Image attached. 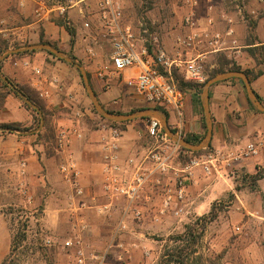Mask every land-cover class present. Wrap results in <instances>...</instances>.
<instances>
[{
  "label": "rangeland",
  "instance_id": "374dc122",
  "mask_svg": "<svg viewBox=\"0 0 264 264\" xmlns=\"http://www.w3.org/2000/svg\"><path fill=\"white\" fill-rule=\"evenodd\" d=\"M117 1L121 5L124 22L130 24L136 32L141 33V30L146 28L149 33L157 35L165 52L166 48L170 49L169 43L173 44L176 37L182 36V19L189 11V0ZM207 3L212 4L213 15L219 14L215 20V29L225 28L227 22L221 12H228L238 33V44L247 43L255 35L256 27L251 29V23H256V26L257 23H264V0H199L197 16L199 12L201 22L204 21L203 16L206 18ZM31 6L33 7V4ZM60 6L64 7V14L59 13ZM80 6L87 7V18L78 13ZM40 7H43L41 14L50 9V21L62 18L72 28L74 22L82 25L85 20L89 21L92 27L97 24L96 0H43V3H37L34 9ZM2 9L0 6V17ZM68 13L73 16L69 17ZM219 20L222 22L220 27L216 25ZM6 39L0 36V42ZM15 42L18 43L14 40L10 45ZM23 46L26 45L17 48ZM25 57L18 60L10 56L6 61L10 62L12 70H6L5 62L0 70L10 78L12 84L22 86L35 97L46 114L43 116L42 127L35 133H29L39 126L40 118L36 119L35 114L23 106V100L13 93H8L0 103V123L16 122L27 128L10 133L0 130V261L8 253L11 236L16 231H24L26 239L12 255L13 264H74V250L66 248L64 242L73 236L76 230L73 225L83 216L74 205L82 198L73 197L70 185L60 172V164L66 157V150H60L57 146L59 131L77 128L82 134L81 137H87L97 143L108 135L111 127L121 129L119 159L121 158L123 166V161L131 155L143 158L154 144V140L146 133V120H131L126 124H130L129 128L125 125V129H128L125 132L121 126L114 125L93 112L81 77L67 63L40 49H35V52ZM220 57L219 54L216 59ZM211 60L212 58L205 59L207 73L212 69ZM17 61L19 67L21 62H29L27 66L22 64L23 69L19 68L24 76L20 73L16 75L14 68L18 66L14 63ZM34 67L39 72H35ZM128 73L129 71L123 74ZM21 77L35 78L36 82H32L36 84H20L18 79ZM1 81L0 79V93L6 92ZM119 84L116 79L115 85ZM122 87L128 92L118 95L119 102L111 104L112 109L127 112L135 107H152L142 97L131 92V87ZM241 87L244 91L242 84ZM43 92L46 94L41 96ZM189 94L190 92L185 93V97L190 99ZM13 102L17 103V108L11 107ZM187 102L189 101H186L182 109L181 124L191 116L193 109L192 104L187 105ZM202 112L204 117V110ZM193 113L196 114L194 111ZM174 120L179 122L176 115ZM198 121L203 132L206 130L205 117L204 126L200 119ZM241 138L236 140L234 145H237L236 151L244 148L248 140H254L252 137ZM215 149L216 145L211 140V145L204 148L198 156L214 154ZM185 163L177 154L172 161L174 166ZM214 166L209 175L203 173L201 168L196 170L197 182L188 188L182 212L176 215L170 205L163 208L162 200L150 205L142 202L140 206L143 220L128 217L125 227L114 239L112 234L118 226L117 219L122 207L99 213L93 205L100 218L94 217L91 221L86 219L87 232L83 242L88 246L87 252L100 254L111 243L113 248L107 257L108 261L120 264L114 254L119 251L118 245L122 244L130 249L132 264H158L165 251H170L176 245L170 237L182 233L185 225L194 222L197 217L207 215L213 204L217 217L206 226L204 234L196 244V252L189 256L186 264H264V162L259 165L262 176L255 181L254 188H251L252 180L245 167L234 164L222 167L218 160L214 162ZM147 186L151 187L155 195L164 194L165 189L174 186L172 171L164 177L161 174H153V181ZM81 187L85 196V188L82 184ZM198 192L197 201L195 199ZM162 209L164 213L160 212ZM156 216L157 220L154 219ZM47 239H51L52 245L46 243Z\"/></svg>",
  "mask_w": 264,
  "mask_h": 264
},
{
  "label": "built area",
  "instance_id": "2783aa9c",
  "mask_svg": "<svg viewBox=\"0 0 264 264\" xmlns=\"http://www.w3.org/2000/svg\"><path fill=\"white\" fill-rule=\"evenodd\" d=\"M82 1V0H81ZM263 1V0H259ZM198 0H189V11L182 19V25L189 28V33L175 38V44L187 47H197L204 44L210 49L219 50L225 44V35L232 34L230 26L226 31L213 28L215 20L207 18V27L198 29L194 7ZM43 9V7H42ZM41 7L35 10V14L40 17ZM59 13L64 14V7H58ZM94 27L89 21H83L82 26L86 29L82 40L87 43L85 53L89 58L97 56L95 46L100 47L106 55V63H103L98 75L103 80L104 87L110 88L111 81L118 79L128 87L133 93L142 97L149 105H158L174 112L179 118L175 126V134L181 136L182 124L180 121L182 109L185 104V95L177 87L172 70L178 69L184 79L197 83L204 82L206 71L203 57H196L189 60L183 59L180 55L169 57L161 46L157 35L148 32L144 28L141 33L123 20L121 5L117 0H96ZM224 16V15H223ZM226 21L231 19L224 16ZM17 64V63H15ZM27 66L28 61L21 62ZM125 69H133L131 75L124 76ZM39 72L37 68H33ZM46 92L41 93V96ZM146 133L154 140V144L144 154V157L131 155L126 158L122 165L119 159V140L121 131L111 127L107 136L102 138L101 152L105 166L103 168L102 190L105 197L112 201L123 199L120 217L117 219V228L112 239L120 230L125 227L128 217L135 220H143L140 198L149 182L153 181V174L166 176L172 171L174 176V186L165 189L162 199L163 208L173 206L177 215L183 211L184 201L188 188L196 184V170L201 168L206 175L212 173L217 159L213 154L198 156L189 159L185 164L172 165L173 158L177 154L178 144L173 142L163 131L158 119L150 118L146 124ZM82 134L77 128L62 129L57 135V146L60 150H66L72 138H80ZM264 149L263 140L251 141L245 147L239 149L235 155H230L234 160L243 157H254ZM60 172L65 181L70 185L73 197H84V191L78 179V169L76 161L71 153L66 154V160L60 164ZM155 181V179H154ZM157 182H160L156 179ZM84 207V203L81 204ZM109 208L97 207L99 213L107 212ZM164 213V209L160 210ZM157 220V216L154 218ZM79 223V224H78ZM78 223L73 225L76 229L73 236L69 237L64 246L74 250V264H112L108 261L113 245L110 243L106 249L98 254L87 252L84 241L86 234V218L80 216ZM80 226V227H79ZM46 243L52 245L51 239ZM119 251L115 253L116 261L120 264H132L130 249L118 245Z\"/></svg>",
  "mask_w": 264,
  "mask_h": 264
},
{
  "label": "crops",
  "instance_id": "0c3cea01",
  "mask_svg": "<svg viewBox=\"0 0 264 264\" xmlns=\"http://www.w3.org/2000/svg\"><path fill=\"white\" fill-rule=\"evenodd\" d=\"M78 1L81 2V0ZM39 2L42 4L43 0H0V6L3 8L1 10L2 17H0V36L7 38L6 42H8L9 47H12V44L10 45V43L14 40H17L19 44L38 43L40 35H42L45 41L56 44L63 50L71 49L77 61L83 65L86 72L89 74V81L95 94L97 95L98 100L106 107H110L111 104L116 103V101L119 102V99L117 98H119L121 94L128 92L123 89L122 86L124 84L122 81H119V86H116V79H114L111 81V87L105 88L103 80L98 75L103 63L107 62L104 51L100 47L95 46L94 48L97 52V56L89 58L85 53V46L87 43L82 40L86 29L82 25L75 24V22L74 43L70 45V36L65 28L63 26L56 25L54 22L49 20L48 12L50 9L45 10L44 14H40V17L35 14L34 8ZM32 4L33 7L31 6ZM198 4L199 0L194 7V10L198 23L197 27L202 30L207 27L208 17L216 20L219 14L217 16L213 15L212 4L207 3L208 11L206 18L203 16L202 20L204 21L201 22V18L199 19V12L197 16ZM85 7L80 6L78 11V13L84 17L87 9V7ZM221 14L231 19L226 11L221 12ZM71 16L73 15H69V17ZM226 22L225 28L221 31H226L227 27L230 26L233 32L230 35H225V44H223L221 49H210L204 44H200L196 48H192L169 43L168 47H170V49L166 48V53H168L169 57H176L177 55H180L185 60L203 57L204 67L205 59L212 58L210 61V67L212 68L217 65L216 56L223 54L228 59L239 65L242 71H249L250 76L248 78L250 79L251 87L264 102V73L257 76L253 75V73L257 72L258 68H261L262 66L261 64L257 65L254 58L246 50L249 46H264V23L262 25L257 23L255 28V36L257 38L255 39V44L248 45L247 43L238 44V33L235 29V24L232 23V19L231 21ZM221 24L222 22L219 20L216 25L220 27ZM213 28H216L215 23ZM181 32H183L181 33L182 35H186L189 33V28L183 26ZM15 63H17L16 66H18V61ZM5 68L7 71L12 70L10 62L5 61ZM19 68L23 69L22 65L14 68V70H16V75L20 73V75L24 76ZM128 71L129 73H132L133 69H125L123 73H127ZM129 73L124 74V76L129 75ZM29 78L30 77H21L18 79V82L20 84L25 82H31L32 85L36 84L35 78L31 77V80ZM32 80L35 82H32ZM209 93V108L213 123L212 142L217 148L215 149L216 152L213 156L217 157L222 167H226L228 164H234L235 166L245 167L249 174L255 173L259 165L264 162V149L255 159L252 157H239L234 160L230 157V155H235L237 153V145H234L236 144V140L242 139V136L245 139H249L250 137L254 139L248 140L247 143L257 140H263L264 142V112H256L249 107L242 91L241 83L238 80L226 79L218 81L211 85ZM187 100L189 101L187 102V105H191V100L186 96L184 106L186 105ZM8 101L6 103H8ZM17 106V103H11L12 108H17ZM174 115V112L169 111L168 124L170 127L175 126L176 124ZM198 119L199 116L194 114L192 109L191 116L185 120L184 124H182V134H201L202 126ZM126 126L129 128L130 124ZM126 131H128V129H125V132ZM102 142V139H99L96 143L91 139L88 140L87 137H74V139L72 138L70 145L66 148V154L71 153L75 158L79 172L78 179L85 188L84 198H82L81 201L78 199L74 205L77 207V210H80V212L83 213V217L89 221H91L94 217L100 218V215H98L97 211H95V207H92L93 205L100 209L106 206L109 208L107 212L118 209V207H122L123 205V199L112 201L111 205H109V200L105 197L102 190L103 168L105 166L101 152ZM78 145L80 146V149H78ZM65 160L66 157L64 158V161ZM163 198V193L155 195L151 187L146 186L139 203L145 202V204L150 205L155 201L161 202ZM195 200H199V192ZM82 203L85 204L84 207H82Z\"/></svg>",
  "mask_w": 264,
  "mask_h": 264
},
{
  "label": "trees",
  "instance_id": "16d2710c",
  "mask_svg": "<svg viewBox=\"0 0 264 264\" xmlns=\"http://www.w3.org/2000/svg\"><path fill=\"white\" fill-rule=\"evenodd\" d=\"M56 25L59 26H63L65 28V30L68 32L70 38H69V44L72 45L74 43V36H75V30L74 28L70 27L62 18H57L53 21ZM251 29H254L256 27V23H251ZM250 29V28H249ZM251 32V31H250ZM251 34V33H250ZM255 39L256 36L254 35L251 39H249L247 41L248 45H253L255 44ZM40 43H48L51 44L53 47L63 51L65 54H67L74 62L77 61L76 57L73 55L72 50L71 49H67V50H62L61 48H59L58 46H56V44L50 43L48 41H45L42 37V35H40V39H39ZM30 43H15L12 45V48H17L21 45H29ZM10 48L8 45V42L6 41H2L0 42V53L3 52L4 50ZM248 53L254 58L255 63L257 65L261 64V68L257 70V72L253 73L254 76L260 75L262 73H264V46L263 45H256V46H249L247 49ZM35 52L34 49L32 50H24L21 52H17V53H13L8 55L5 59H3V61L0 62V68L2 66V63L5 62L7 59L10 58V56L12 57H16V59H23L26 58L25 56L28 54H31ZM49 55L57 58L58 60H61L63 62H65L63 59H60L58 57H56L54 54H52L49 51H46ZM220 58L216 59L217 60V65L215 67H213L211 69V71L209 73H205L206 78L204 80V82L214 76L217 73L220 72H226V71H240L241 67L239 65H237L234 61L228 59L225 55L220 54ZM67 63V62H65ZM80 63V62H79ZM69 66L73 67V65L67 63ZM81 64V63H80ZM80 75V72L73 67ZM244 73L249 77L250 73L248 70H243ZM87 76L89 78V74L87 73ZM172 76L173 79L177 85V87L184 93L190 92L189 97L191 100V104L193 107V111L199 116V119L201 120L203 126H204V117H203V109H202V104H201V89L202 86L204 84V82L202 83H197L194 81H190V80H186L184 79L182 73L174 68L172 70ZM8 78V77H7ZM10 80V78H8ZM82 79V78H81ZM227 80H238L242 85L243 82L238 79V78H229ZM250 80V79H249ZM11 81V80H10ZM12 82V81H11ZM83 83V81H82ZM1 85L3 87L6 88V92H1L0 93V103H2L3 99L7 96L8 93H13L16 97H19L15 91H13V89H11L6 83H4L3 81H1ZM13 85L15 87H17V89H19L20 91L23 92V94L29 99L31 100L33 103L37 104L40 109L42 110L43 116L46 114V112L44 111V108L42 107V105L39 103L38 100L35 99V97H33L26 89H24L22 86H18L16 84L13 83ZM244 87V85H243ZM245 99L249 105V107L256 111V112H261L258 109H256V107L251 103V101L249 100V98L246 95L245 90L243 91ZM210 94V93H209ZM256 96L258 97V99L264 104V102L262 101V99L259 97V95L257 93H255ZM97 96V95H96ZM23 106L30 110L31 112H33L35 114V118L39 119L38 117V113L36 112L35 109H33L32 107H30L29 105H27L26 103H24L22 101ZM92 105V103H91ZM103 105V104H102ZM104 108H106L108 111L113 112V113H131L137 110H142V109H146V108H154L157 109L159 112H161L165 118L167 119V121L169 120V111L162 107V106H158V105H154L152 107H148V106H140V107H135V108H131L129 111L124 112L121 110H114L112 108H108L105 105H103ZM92 110L93 112H95L97 114V112L95 111L93 105H92ZM100 118H103L102 116H100ZM150 118L149 117H145V118H139V119H134V120H146L148 121ZM109 121V120H108ZM129 121H125V122H113V121H109L110 123L117 125V126H121L123 128V130H125V125L130 122ZM205 127V126H204ZM0 128H10L13 130H27L26 127H23L22 125H20L19 123L16 122H10V123H0ZM31 128V127H30ZM121 130V129H120ZM171 130L173 132H175V129L171 127ZM205 129L201 134H195V133H185V134H181V137H183L186 141L190 142V143H199L204 134H205ZM7 132H11V131H7ZM212 140V139H211ZM211 145V141L209 143V146ZM201 149L199 151H192L190 149L184 148L180 145H178V151H177V155H179V157H181L183 159V162H187L189 159L193 158V157H198V155L202 152ZM260 167L257 168L255 173L249 174L252 183L251 188H254L255 185V181H257L258 179H260V177L262 176L259 170ZM217 217V213L215 212V207L211 206L209 212L207 213V215H202L200 217H197L196 220L190 224L185 225V229L182 233L175 235L174 237H170L172 239H174V241L176 242V245L173 247V249H171L170 251L167 250L165 251V253L162 255V259L159 261L158 264H186V260L189 258V256H191V254L196 252V244H198L200 238L202 237V235L204 234V231L206 229V226L212 222L213 220H215ZM26 239V233L24 231H16L12 236H11V240H10V245H9V250L8 253L2 258V260L0 261V264H13L12 262V255L14 254V252L17 250V248L19 247V245L21 244L22 241H24Z\"/></svg>",
  "mask_w": 264,
  "mask_h": 264
},
{
  "label": "water",
  "instance_id": "95a60500",
  "mask_svg": "<svg viewBox=\"0 0 264 264\" xmlns=\"http://www.w3.org/2000/svg\"><path fill=\"white\" fill-rule=\"evenodd\" d=\"M32 49H40V50H45L49 51L52 54H54L56 57L63 59L65 62L73 65L81 75L82 81L84 88L86 90V93L95 109V111L102 116L103 118L113 121V122H125L129 120H134V119H139V118H156L159 120L161 127L165 134L175 143L178 145L190 149L192 151H199L201 149L207 148L209 146V143L212 139V133H213V123H212V118H211V113H210V108H209V88L211 85L218 81L226 80L229 78H238L243 82L244 89L246 92L247 97L251 101V103L256 107L261 112H264V104L258 99V97L255 94V91L252 89L250 80L248 76L244 73V71H226V72H220L215 74L214 76L208 78L204 84L203 88L201 91V100H202V106L204 110V117H205V135L202 138V140L199 143H190L186 141L183 137L176 135L172 130L170 125L168 124L167 119L165 116L159 112L157 109L154 108H146L142 110H137L131 113H113L108 111L102 103L98 100L91 83L89 81V78L87 76V72L85 68L80 65L77 62H74L68 55H66L63 51L53 47L51 44L48 43H34V44H29L20 48H13V49H7L4 51L2 54H0V61H2L5 57H7L10 54L17 53L20 51L24 50H32ZM0 79L6 83L15 93L23 100L24 103L32 107L33 109L36 110V112L39 115L40 118V124L36 129H33L29 133H35L37 132L43 125V114L40 109V107L33 103L31 100H29L22 91L17 89L9 79L3 75V73L0 70ZM1 131H16L10 128H0ZM18 132V131H17ZM19 133V132H18ZM21 133V132H20Z\"/></svg>",
  "mask_w": 264,
  "mask_h": 264
}]
</instances>
